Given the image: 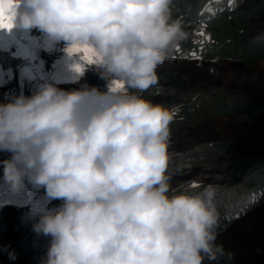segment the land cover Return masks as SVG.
Segmentation results:
<instances>
[{"label": "clouds", "instance_id": "1", "mask_svg": "<svg viewBox=\"0 0 264 264\" xmlns=\"http://www.w3.org/2000/svg\"><path fill=\"white\" fill-rule=\"evenodd\" d=\"M174 0H0V29L37 28L87 48L106 92L42 84L0 104L3 181L43 187L59 208L33 230L51 237L42 264H205L217 244L219 189L170 183V125L178 109L145 99L157 68L187 38ZM120 82L123 87H114ZM10 258L15 256L10 253Z\"/></svg>", "mask_w": 264, "mask_h": 264}, {"label": "trees", "instance_id": "2", "mask_svg": "<svg viewBox=\"0 0 264 264\" xmlns=\"http://www.w3.org/2000/svg\"><path fill=\"white\" fill-rule=\"evenodd\" d=\"M172 15L187 38L157 68V83L141 93L178 109L170 125L169 172L172 177L190 163L208 169L209 184L221 197L216 243L227 236L237 240L240 251L232 252L230 264H264V75L253 83L228 85L208 75L223 60L259 68L264 0H174ZM194 31L210 40L199 42ZM219 120L232 129L223 141L214 133ZM178 178L170 179L177 190L172 182L184 176Z\"/></svg>", "mask_w": 264, "mask_h": 264}, {"label": "rangeland", "instance_id": "3", "mask_svg": "<svg viewBox=\"0 0 264 264\" xmlns=\"http://www.w3.org/2000/svg\"><path fill=\"white\" fill-rule=\"evenodd\" d=\"M216 8H213V12ZM194 36L201 43L210 40L203 31H194ZM0 67L1 74L5 76L0 77V104L9 103L20 95L30 97L46 83L64 91L82 90L87 86L106 92L111 86L108 80L101 77L94 62H86L82 51L70 49L63 41L52 40L37 28L0 29ZM212 69L208 73L209 77L222 79L227 85L253 83L257 77L264 75V61L260 62L258 69H244L223 60L214 63ZM231 132L226 120H219L214 129L217 138L222 141L229 138ZM11 155L0 151V162ZM181 176H184L183 181L172 182L179 187L178 190L199 191L203 185L210 183L208 179L212 173L203 166L190 163L186 169H177L171 179L176 180ZM2 177L3 165L0 163V264H42L51 237L35 232L33 225L47 211L59 208L63 201L50 199L43 187L33 186L27 180L21 191L13 192ZM225 239L220 245L226 251H240L236 239L228 236ZM10 253L15 259L10 258ZM205 264L225 262L221 258L216 262L205 261Z\"/></svg>", "mask_w": 264, "mask_h": 264}, {"label": "snow or ice", "instance_id": "4", "mask_svg": "<svg viewBox=\"0 0 264 264\" xmlns=\"http://www.w3.org/2000/svg\"><path fill=\"white\" fill-rule=\"evenodd\" d=\"M0 19H4L3 17H0ZM0 26H3V25H0ZM75 51H82L84 53V59L86 60L87 63L91 64L94 62L95 60V57H94V54L92 53L91 50L87 49V48H84V49H73ZM78 71L80 70L79 68L77 69ZM114 87L116 88H122L123 85L120 83V82H114ZM194 187L196 185H193Z\"/></svg>", "mask_w": 264, "mask_h": 264}, {"label": "bare ground", "instance_id": "5", "mask_svg": "<svg viewBox=\"0 0 264 264\" xmlns=\"http://www.w3.org/2000/svg\"><path fill=\"white\" fill-rule=\"evenodd\" d=\"M0 69H2V67H0ZM0 77L4 78L5 76H4V75H2V74H1V72H0Z\"/></svg>", "mask_w": 264, "mask_h": 264}]
</instances>
